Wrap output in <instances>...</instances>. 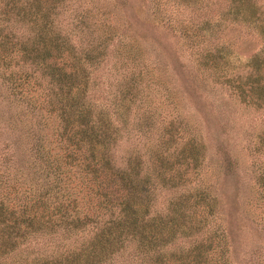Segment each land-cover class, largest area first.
<instances>
[{
    "label": "trees",
    "instance_id": "obj_1",
    "mask_svg": "<svg viewBox=\"0 0 264 264\" xmlns=\"http://www.w3.org/2000/svg\"><path fill=\"white\" fill-rule=\"evenodd\" d=\"M145 1L208 85L264 112V0ZM125 4L0 0V264H236L204 135L179 102L213 117L207 84L150 60ZM247 134L264 230V126Z\"/></svg>",
    "mask_w": 264,
    "mask_h": 264
},
{
    "label": "rangeland",
    "instance_id": "obj_2",
    "mask_svg": "<svg viewBox=\"0 0 264 264\" xmlns=\"http://www.w3.org/2000/svg\"><path fill=\"white\" fill-rule=\"evenodd\" d=\"M125 2L124 10L129 18L135 19L134 22L149 37L144 45L150 60L153 57L160 58L159 55L164 60L166 58L170 67L174 66L173 82L179 83L181 78L189 84L190 77L193 79L195 75L198 81L205 80L197 71L193 57L184 48L181 37L152 19L151 2L145 0ZM116 16L121 19L119 15ZM158 42L160 45H157ZM258 45L253 40L247 50L239 49V53L234 52L233 62H244ZM204 82L207 85H204L205 90L198 96V101L204 102L206 107L212 110L213 117L207 119L199 115L195 103L185 91H181L179 102L183 113L199 123L204 135L206 158L203 177L214 184L220 209L229 225L232 238L230 257L236 264H256V261L264 259V230L257 222L260 207L255 205L254 200L252 156L247 148L251 136L247 133L258 131L264 126V112L262 114L250 112L249 108H244L241 104L236 105L225 88L208 85L209 79ZM226 157L233 162L231 170L223 166Z\"/></svg>",
    "mask_w": 264,
    "mask_h": 264
}]
</instances>
